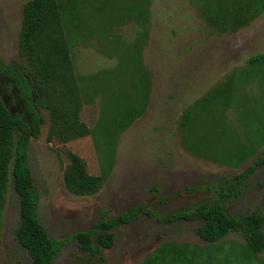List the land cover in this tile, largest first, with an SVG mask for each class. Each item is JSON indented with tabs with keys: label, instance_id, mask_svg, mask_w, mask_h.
<instances>
[{
	"label": "rangeland",
	"instance_id": "rangeland-1",
	"mask_svg": "<svg viewBox=\"0 0 264 264\" xmlns=\"http://www.w3.org/2000/svg\"><path fill=\"white\" fill-rule=\"evenodd\" d=\"M28 1L0 0V60L19 66L36 87L39 77L33 78V64L19 49ZM58 1L66 5L58 28L76 93L80 97L84 91L96 92L78 112L88 133L68 142L49 136L51 119L45 106L50 97L45 95L41 107L35 103L42 123L38 136L30 138L27 160L38 219L49 237L62 243L52 264H145L167 244L186 248L189 258L176 261L169 256L160 264H264V251L247 257L239 230L210 244L197 236L201 221L164 222L171 213L191 210L208 199L212 193L202 185L238 175L264 154V142L248 151L257 129L259 136L264 133V65L254 68L249 63L264 54V9L241 25L234 19L248 0H227V6L222 5L226 0L220 5L219 0H74V9L71 1ZM141 66L149 81L145 109L115 133L109 146L108 125L109 130L128 105L142 100ZM226 85L228 94L198 108ZM0 97L13 115L26 117L16 92L1 77ZM188 113L192 131L202 139L199 151L210 153L205 147L209 143L216 149L213 154L225 148L221 156L247 152V158L229 166L192 152L183 139ZM68 152L85 162L89 175L104 176L99 192L75 196L66 190ZM134 208V220L111 232L110 249L97 247L93 240V255L68 239ZM226 208L231 215H264V167L250 176ZM18 223L19 202L10 172L0 211V264H30L15 239Z\"/></svg>",
	"mask_w": 264,
	"mask_h": 264
},
{
	"label": "trees",
	"instance_id": "trees-1",
	"mask_svg": "<svg viewBox=\"0 0 264 264\" xmlns=\"http://www.w3.org/2000/svg\"><path fill=\"white\" fill-rule=\"evenodd\" d=\"M71 8L74 9V0ZM222 2L219 0V5ZM225 4L227 6L228 1ZM240 15L234 20L245 25L254 19L263 9L264 0L243 1ZM66 5L58 0H30L23 7L22 25L19 34V49L33 64L35 74L33 78L39 77L34 87L29 79L20 70L19 66H7L0 60V77L9 81L15 89L18 99L22 102L26 117L13 115L3 103L0 97V211L5 204L7 185L11 172L13 190L19 202V223L15 230V239L18 245L27 253L30 264H52L58 255L62 243L49 237L45 228L38 219L37 214V194L33 185L31 171L27 160V150L31 137L38 136L41 116L35 103L41 107V102L45 95L50 97L49 105L45 107L50 112V132L49 136L56 137L62 142L83 137L88 133V129L78 119V112L81 103H87L93 98L95 92L84 91L80 97L76 93V86L71 72V66L67 61L66 48L60 35L58 24ZM140 61V54L137 51ZM249 63L255 67L264 65V54L253 56ZM141 65V64H140ZM143 95L137 106H129L126 111L120 113L112 122V127H107V142L113 145L116 132L127 127L133 119L140 116L146 105L149 93V81L147 73L141 66ZM145 76V77H144ZM55 86L58 89L55 90ZM228 87L220 88L213 95L205 97L199 109L202 108L206 100L220 98L228 94ZM218 96V97H217ZM220 96V97H219ZM215 98V99H216ZM192 114L188 113L183 121V139L186 146L199 157L213 158L225 165L238 166L243 162L248 153L222 155L225 148L220 150V154H213L216 151L209 143L205 146L211 153L199 151L197 145L202 139L195 136L191 129ZM264 124V119L262 121ZM259 134L261 130L257 129ZM257 136L256 140H251L249 152H253L258 144L264 142V133ZM17 135L16 141H14ZM213 144V143H212ZM206 145V144H205ZM214 145V144H213ZM216 146V145H215ZM68 166L64 173V185L66 190L75 196L94 195L103 186L104 176H91L87 173L85 162L76 154L67 153ZM12 164V168L10 166ZM264 167V154L259 156L240 174L232 177H219L212 183L202 185L205 191L212 194L204 202L195 206L191 210H179L166 216V224L177 222L201 221L197 229V236L210 244L216 243L234 231H241L246 242V252L248 258H254L264 251V215L256 211L244 215H231L228 213L226 205L241 194L246 182L252 174L259 168ZM194 192V188H189ZM137 209H131L108 221H98L91 230L77 232L71 235L69 240H76L80 245V250L93 255L97 253L96 247L110 249L113 246L114 238L111 232L120 225L130 224L137 215ZM151 215L150 213L148 214ZM171 256L176 261H187L186 248L178 250L167 244L161 249L158 255L148 259L145 264L166 263Z\"/></svg>",
	"mask_w": 264,
	"mask_h": 264
},
{
	"label": "flooded vegetation",
	"instance_id": "flooded-vegetation-1",
	"mask_svg": "<svg viewBox=\"0 0 264 264\" xmlns=\"http://www.w3.org/2000/svg\"><path fill=\"white\" fill-rule=\"evenodd\" d=\"M14 89V88H13ZM14 91H15V89H14ZM16 92V91H15ZM17 95V94H16ZM25 115H26V113H25Z\"/></svg>",
	"mask_w": 264,
	"mask_h": 264
}]
</instances>
